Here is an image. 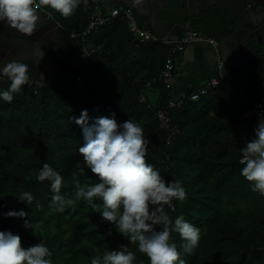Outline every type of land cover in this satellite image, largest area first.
<instances>
[{"label": "trees", "instance_id": "1", "mask_svg": "<svg viewBox=\"0 0 264 264\" xmlns=\"http://www.w3.org/2000/svg\"><path fill=\"white\" fill-rule=\"evenodd\" d=\"M92 7L91 0L87 5L82 0L67 18L41 8L62 25L60 35L75 48L76 55H81L83 44L72 40L70 33L87 28ZM87 40H92L96 49L80 68L58 62L51 83L36 94L32 88L22 87L11 103L0 100V231L18 234L24 248L44 242L52 252V264H91L93 257L120 245L136 254L134 264H149L146 255L86 201L81 199L63 212L54 211L49 182L36 179L42 165L48 163L64 177L61 193L66 199L75 198L74 180L81 184L98 182L88 169L83 176L79 173L84 167L78 152L83 145L82 129L73 118L87 109L89 124L113 114L118 123L128 119L139 123L150 141L146 162L166 180L182 181L187 199L173 200V206L165 205V211L173 220L183 215L200 228L199 245L191 254L183 252L184 241L179 234L171 233L170 242L176 243L186 264H264V196L251 190L240 175L243 165L239 163L240 149L254 138L255 129L241 120L256 117L258 92L264 95V52L256 50L236 75L226 78L227 86L217 95L195 102L185 100L180 108L168 110L167 130L160 127L156 113L166 109L169 92L158 76L165 59L171 57V46L134 43L121 15L110 26L89 33ZM29 73L34 79L43 78L44 67L30 63ZM87 73H91V85L82 93L64 91L53 84L66 74ZM9 84H0V90ZM150 84L158 93L157 101L139 102ZM22 191L34 196L31 205L16 198ZM95 203L102 206L100 200ZM21 209L28 213L23 219L4 216ZM24 220L31 222L32 229L24 227ZM110 228L112 234L108 235Z\"/></svg>", "mask_w": 264, "mask_h": 264}, {"label": "clouds", "instance_id": "2", "mask_svg": "<svg viewBox=\"0 0 264 264\" xmlns=\"http://www.w3.org/2000/svg\"><path fill=\"white\" fill-rule=\"evenodd\" d=\"M81 2L0 0V22L21 33L32 34L40 18L38 8H50L67 18L74 14ZM83 3L87 5L88 0H83ZM42 57L43 53L40 60ZM0 63H3L0 78L7 77L10 81L7 89L0 90V100L11 103L14 94H18L30 80L29 66L19 60ZM40 79L44 80L45 85L51 83L49 81L53 78ZM73 119L82 129L83 145L78 152L82 155L84 167L79 169V173L83 176L85 169H88L95 174L98 182L81 184L79 180H74L75 198L66 199L61 193L64 177L48 163H44L36 179L49 182L53 193L50 207L54 211L63 212L67 206L75 205L82 199L94 210L99 209L101 218L126 238L129 244H135L139 252L146 255L149 264H186L176 243L170 242L171 233L179 234L184 241L183 252L191 254L199 245L201 231L183 215L173 220L165 211V205L172 207L173 200L185 201L187 193L181 180H166L158 169L146 162L150 141L145 137L143 127L132 119L118 123L114 114L95 118L89 124L87 109L81 110L79 117ZM239 163L243 165L240 175L249 182L251 190L264 196V111L258 113L254 138L240 149ZM16 198L26 205H31L35 200L28 191H22ZM96 200H100L102 206L95 203ZM36 207H41L39 202H36ZM4 216L23 219L28 213L23 209L10 210ZM24 227L32 229L31 222L24 220ZM107 234H112L111 228ZM51 257L52 252L44 242L24 248L18 234L0 231V264H52ZM135 260L136 254L128 246L120 245L117 250H105L102 255L93 257L91 264H134Z\"/></svg>", "mask_w": 264, "mask_h": 264}, {"label": "water", "instance_id": "3", "mask_svg": "<svg viewBox=\"0 0 264 264\" xmlns=\"http://www.w3.org/2000/svg\"><path fill=\"white\" fill-rule=\"evenodd\" d=\"M111 7L126 6L163 43H175L179 37L196 31L218 42V50L227 68H241L253 57L257 45L264 51V0H101ZM36 37L24 34L0 22V62L30 59L47 65L75 61L81 66L84 56L75 55L68 41L37 13ZM17 33L16 38L14 37ZM12 35V38L7 36ZM73 50L72 55L69 51ZM43 57L40 60V56ZM3 63H0V68Z\"/></svg>", "mask_w": 264, "mask_h": 264}, {"label": "built area", "instance_id": "4", "mask_svg": "<svg viewBox=\"0 0 264 264\" xmlns=\"http://www.w3.org/2000/svg\"><path fill=\"white\" fill-rule=\"evenodd\" d=\"M91 3L93 6L92 15L87 28L81 33H70V38L72 40L79 41L81 44H83L82 54L85 59H88L92 54V51H86L84 49V44L87 41L88 34L91 32H96L98 29H101L104 26H110L112 21L120 15L125 19L128 32L131 34L134 43L141 45L147 43H163L152 32H150L144 24H141L139 22V19L136 17L135 12L131 8L126 6H115L109 10L108 14H103L101 11V6L98 4V0H91ZM37 13L43 16L45 20L50 22L58 31L64 30L62 25L54 20V17L50 12L45 11L40 7L37 9ZM171 44L173 46H177L178 50L191 44H204L211 47L214 50L215 55L216 75L188 95H181L178 98H173L171 93V80L173 79L177 71V67L172 57L169 56L165 59L163 69L161 70L158 79L159 81H162L164 83L165 90H167L169 93L168 98L164 102L166 109L157 111L156 118L160 127L167 130L170 128L167 114L168 110L180 108L185 100L195 102L202 97L215 96L222 88H225L227 86L225 78L226 66L219 53L218 42H216L212 38H207L196 31H190L188 33L182 34L177 42ZM90 77L91 73L78 76H71L67 74L59 80H56L53 84L60 87L64 91L82 93L90 87ZM8 82H10L8 79L0 78V84ZM43 85V79L34 80L32 77H30L28 83H26L23 87L32 88L34 90V93L36 94L37 90ZM258 95L261 107L259 108L256 117H251V119L247 120H241L242 123H250L251 126L255 128L257 126L258 113L264 111V95L261 92H258ZM139 102L144 103L143 97L140 98ZM172 131L175 132L176 129L173 128Z\"/></svg>", "mask_w": 264, "mask_h": 264}, {"label": "crops", "instance_id": "5", "mask_svg": "<svg viewBox=\"0 0 264 264\" xmlns=\"http://www.w3.org/2000/svg\"><path fill=\"white\" fill-rule=\"evenodd\" d=\"M99 5L101 6V11L103 14H108L109 10L113 8L107 4H103L101 0ZM68 45L70 49L75 50V48H73L70 44ZM169 45L171 46V57L177 67V71L171 80V93L173 98H178L181 95H188L216 75L215 55L214 50L211 47L204 44H191L189 46L182 47L179 50H174L172 48L173 45ZM84 49L86 51L95 50L96 47L94 46V42L92 40H87L84 44ZM258 49L263 51L259 46L256 45L253 48V53H255ZM73 50L69 51L70 55H72ZM66 62L74 63L76 69L81 67V65L79 63L76 64L75 61L66 60ZM237 69L239 68L226 67V78L230 79L236 75ZM57 72L56 64H47L44 66L45 75L43 78H52L57 74ZM146 92L147 93L144 95L143 100L149 104H154L158 99V93L152 84L147 86Z\"/></svg>", "mask_w": 264, "mask_h": 264}, {"label": "flooded vegetation", "instance_id": "6", "mask_svg": "<svg viewBox=\"0 0 264 264\" xmlns=\"http://www.w3.org/2000/svg\"><path fill=\"white\" fill-rule=\"evenodd\" d=\"M38 21H40V19H39ZM14 35H15L14 37L16 38L17 33H15ZM30 36H31V38H34V37H36V33H32V34H30ZM7 38H9V39L12 38V35L7 36ZM30 56H31V55H30ZM30 56H29L28 60L25 62V63L28 64V66L30 65L31 62H33V61L30 59ZM33 63H35V62H33Z\"/></svg>", "mask_w": 264, "mask_h": 264}, {"label": "rangeland", "instance_id": "7", "mask_svg": "<svg viewBox=\"0 0 264 264\" xmlns=\"http://www.w3.org/2000/svg\"><path fill=\"white\" fill-rule=\"evenodd\" d=\"M137 17V16H136ZM138 18V17H137ZM174 50H177L178 48H177V46H173L172 47ZM225 78H226V75H225ZM246 129V128H245Z\"/></svg>", "mask_w": 264, "mask_h": 264}]
</instances>
